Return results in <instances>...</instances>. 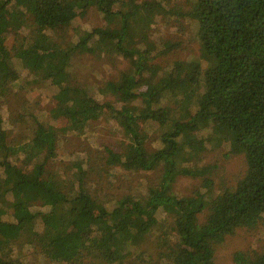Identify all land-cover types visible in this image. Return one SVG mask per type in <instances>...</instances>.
Wrapping results in <instances>:
<instances>
[{
	"label": "trees",
	"instance_id": "trees-1",
	"mask_svg": "<svg viewBox=\"0 0 264 264\" xmlns=\"http://www.w3.org/2000/svg\"><path fill=\"white\" fill-rule=\"evenodd\" d=\"M92 7L106 24L79 29ZM151 18L193 24L204 57L191 58L190 72L180 75V59L167 65L159 60L170 50L150 37ZM68 27L76 33L71 40L58 33ZM14 32L24 37L9 48ZM133 40L139 41L128 47ZM88 53L128 58V69L104 83L115 103L102 102L86 85L60 82L71 75L73 58ZM24 69L52 92L55 107L48 114L25 107L19 116L0 110V264H22L15 255L20 241L52 263L93 257L106 264H151L141 245L155 229L168 240L151 249L157 264H214L216 246L238 228H264V0H0V105ZM175 91L193 113L186 121L172 115ZM107 107L127 141L123 150H108L106 163L163 171L146 194L125 195L97 211L87 158L74 159L70 171L55 170L51 186L45 178L62 159V135L86 129ZM23 113L26 139L9 140L5 129ZM61 119L67 124L60 126ZM153 135L162 147L147 156ZM222 146L227 156L244 155L247 169L233 187L217 192L214 166L187 156ZM23 158L29 169L18 164ZM188 175L200 179L193 194L168 193ZM16 191L27 199H15ZM237 261L264 264V248Z\"/></svg>",
	"mask_w": 264,
	"mask_h": 264
},
{
	"label": "rangeland",
	"instance_id": "rangeland-1",
	"mask_svg": "<svg viewBox=\"0 0 264 264\" xmlns=\"http://www.w3.org/2000/svg\"><path fill=\"white\" fill-rule=\"evenodd\" d=\"M146 1V0H139ZM105 20L100 16L96 8L92 7L87 16L83 18L79 25L81 30H90L96 26H104ZM118 34L120 29L113 28ZM147 31L154 41H161L169 48V52L159 57L164 64H172L174 60L183 61V70L180 75L191 71V58L204 56L200 53V47L195 38L193 24L186 18H182L178 23L168 22L165 18L153 19L147 23ZM58 33H63V39L71 40L76 37L73 27L61 28ZM24 34L12 33L6 45L12 48L18 39H22ZM139 40L128 43V47L136 44ZM73 71L67 78L60 82L69 87H79L86 85L91 93L106 104H112L117 98L104 89V83L108 79H115L120 72L127 70L130 66L126 57L115 56L112 58L98 59L95 54L88 53L73 58ZM181 76V78H182ZM31 71L24 69L19 79L13 82L15 91L8 92L0 105V110L12 111L11 115H20L25 107L34 111L50 113L55 107V99L52 92L46 89L42 82L36 83ZM141 82L145 78L139 77ZM145 86H142L144 89ZM173 92L172 115L180 121H186L193 114L187 111V103L183 95ZM185 94V93H184ZM177 97V98H176ZM193 99V98H192ZM192 111V110H191ZM112 111L106 108L105 115L93 121L86 129L78 132L73 131L62 135L58 141V149L62 159L50 169L45 178L47 186H51L55 177V170L59 173L70 171L74 168V159H88L87 186L97 200V211L104 206L113 205L114 202L125 195H144L148 189L159 185L162 169L152 171H131L125 166H110L106 163L108 150L120 151L124 149L127 141L123 128L111 116ZM18 122L10 121L5 129L9 140L17 141L26 139L28 133L23 131L26 115L23 113ZM67 124V119H61L59 125ZM19 136V137H18ZM15 137H18L15 138ZM162 147L161 142L153 135L146 142V154L150 155L153 150ZM194 164L214 166L215 190L220 192L224 187H233L239 178L244 175L247 163L244 155H226V147L222 146L216 150L194 151L187 156ZM18 164L25 169H29L25 159L18 161ZM27 167V168H26ZM200 179L193 176H181L174 183L173 188L168 189V193L176 192L180 195H191L199 187ZM14 198L25 201V194L14 193ZM53 225L58 226L56 219L51 220ZM3 228L0 227V241L3 235ZM167 236L159 233L156 229L151 232L146 241L141 245L142 253L146 254V259L151 264L159 262L156 251L151 250L156 243H167ZM264 248V228L259 225L254 228L241 227L237 231L225 238L216 246L215 254L212 257L214 264H240L237 260L242 255H252L255 251ZM15 255L22 264H66L52 263L36 249H31L24 242H19ZM72 264H106L93 257H86L78 263Z\"/></svg>",
	"mask_w": 264,
	"mask_h": 264
}]
</instances>
